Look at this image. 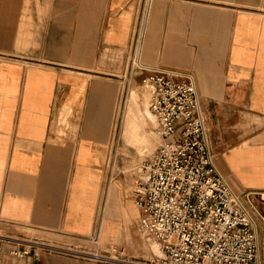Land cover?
I'll use <instances>...</instances> for the list:
<instances>
[{
    "label": "crops",
    "instance_id": "obj_1",
    "mask_svg": "<svg viewBox=\"0 0 264 264\" xmlns=\"http://www.w3.org/2000/svg\"><path fill=\"white\" fill-rule=\"evenodd\" d=\"M144 1L0 0V235L44 245L15 257L3 243L0 264H120L67 250L93 242L100 209L98 246L148 258L134 189L104 180L101 147L138 144L125 106L150 69L191 74L217 170L264 190V0ZM102 68L123 71L112 88Z\"/></svg>",
    "mask_w": 264,
    "mask_h": 264
},
{
    "label": "built area",
    "instance_id": "obj_2",
    "mask_svg": "<svg viewBox=\"0 0 264 264\" xmlns=\"http://www.w3.org/2000/svg\"><path fill=\"white\" fill-rule=\"evenodd\" d=\"M150 70L142 84L150 91L149 110L162 144L150 154L134 190L138 232L154 247L149 262L255 264L264 247V190L235 192L217 170L191 74ZM168 137L174 140L166 142ZM98 224L99 213L95 235ZM5 240L0 235V252ZM8 244L15 257L44 247L34 241L20 249Z\"/></svg>",
    "mask_w": 264,
    "mask_h": 264
},
{
    "label": "rangeland",
    "instance_id": "obj_3",
    "mask_svg": "<svg viewBox=\"0 0 264 264\" xmlns=\"http://www.w3.org/2000/svg\"><path fill=\"white\" fill-rule=\"evenodd\" d=\"M146 1H144V9L146 7ZM137 37V36H136ZM135 41V42H134ZM138 40L136 38H134L133 43H136ZM138 43V42H137ZM11 51V50H9ZM98 50H96L97 52ZM134 50H126V55H125V60L124 63L127 62L129 64V58L131 57V55L134 53ZM10 57V56H8ZM100 57V55H99ZM12 58V56H11ZM120 60V59H119ZM9 61V60H8ZM101 61H103L101 59ZM103 69V68H102ZM113 73L121 76V74L123 73V71H113L111 70ZM110 70L107 69H103V71L100 72V76H101V80L102 82L109 88H112L110 86L111 80L110 77H112L111 75H108V73H111ZM119 79V78H118ZM121 80H124L125 78H120ZM119 82V83H118ZM117 85H115V87L118 88V86L123 85V81H118ZM122 87V86H121ZM144 91V89L142 88V91L139 89H136V92L138 94L142 93ZM132 95L129 94L128 99H127V103H126V111L128 110H132V112L137 113L139 112V110H141V103H137V100L135 103H131L129 100L131 99ZM139 96V95H137ZM136 99H138V97H136ZM135 104V105H133ZM149 103L147 102V105ZM133 106V107H132ZM124 118V116H123ZM123 125V123H122ZM133 126H138L140 127L141 130V134L138 137V141L135 144H139L141 143L143 145L142 148L139 147V145H128V144H124V146H120V148H118L117 150V154L110 150L108 151V147H101V149H103L104 152V156H103V160H101V170L104 173V180H107L109 178L114 179V180H118L119 182L121 181L122 183H126L125 185V189L129 192L130 190L132 191V187L133 184H138L139 183V176L143 175L144 172V166L146 164V161L148 160L150 154H152V152L160 146V136L155 135L154 132L152 131V125L150 124V122H148L147 120L144 122V126L141 127L140 124L137 123H133L131 124ZM122 130V129H121ZM146 133H151L149 136H146ZM145 136V138L143 139L142 136ZM129 137V136H127ZM153 137V139H152ZM149 139H152V141L154 142L152 145H150L149 143ZM148 140V142H147ZM174 140V138L172 137H168L165 139L166 142L172 141ZM144 142V144H143ZM115 153V154H114ZM112 161L114 162V165L112 163ZM118 181L117 184H120ZM24 230H26V232H28L31 236L30 238H32L35 234H37L36 232H34L33 230L29 229V228H24ZM139 237H141V235H139L137 238L139 239ZM140 240V239H139ZM143 241V240H142ZM80 244H84L85 247L81 246L79 248H70L67 247L69 249H74L76 251H80V252H75L73 250H69L72 251L73 253L83 256L85 258H90L93 259L94 257L91 254H96L99 256H104V257H108L109 254L106 253H100L98 251V249H102L105 250V252H111V254H115L117 257L120 258V256H122V259L128 260V261H136L139 263H143L142 261V257L137 253V250L135 249V247L132 246L131 252L128 253H124L123 250H120V252H123V255L119 254L118 248L117 251H115L116 249L113 247L107 248L105 249L103 246H98L96 243L94 242H86V241H80L78 242ZM145 246V249H147L145 243H143ZM147 251L149 252V250L147 249ZM90 253V254H87ZM146 257H149V253ZM148 259V258H147ZM109 261H113V260H109ZM117 262V261H116ZM122 264V263H120ZM127 264V263H125Z\"/></svg>",
    "mask_w": 264,
    "mask_h": 264
},
{
    "label": "bare ground",
    "instance_id": "obj_4",
    "mask_svg": "<svg viewBox=\"0 0 264 264\" xmlns=\"http://www.w3.org/2000/svg\"><path fill=\"white\" fill-rule=\"evenodd\" d=\"M142 84V83H141ZM142 87L145 88L144 91L141 93V94H137L136 91H134L133 89L130 91L131 93V103H135L136 100H137V103H138V100H139V103H141V110H139V116H140V119L142 120V122L144 123L146 120H148V122H150V124L152 125V131L154 132H157L160 136V140H161V144H162V136H161V132L158 128V125L155 121V118L153 117V115L151 114L150 110H149V104L147 105V102L149 103L150 102V91L148 90V88L146 86H144L142 84ZM137 95H139L138 99H136ZM135 105V104H133ZM133 107V106H132ZM131 113V112H130ZM129 113V114H130ZM138 116V115H137ZM133 117V116H132ZM137 118V117H136ZM135 118V119H136ZM132 120V119H131ZM140 120V121H141ZM151 134V133H150ZM160 144V145H161ZM141 176H139L140 178ZM133 189L134 190H139L137 186H135V184H133ZM137 210H138V218H139V209L138 207L136 206ZM101 222H102V211L100 209L99 211V224H98V229H97V233L96 235H94V238L92 239V241L94 243H99V239H100V233H101ZM140 234V233H139ZM142 238V236H141ZM142 240L144 241V243L146 244L148 250H149V257L148 259H146L145 261H143V263H139V262H136V261H128V260H125V259H122L120 256L117 257L114 253L113 254H109V252H107V254H109L108 258L110 260H115V261H121V262H126L128 264H151L149 261H152L153 259V254L155 253L154 252V247H153V243L150 241V240H146L144 238H142ZM98 245V244H97ZM116 251V250H115ZM111 253V252H110ZM87 254H90V253H87ZM95 259V260H106V259H103L101 257H104V256H99V255H96V254H91ZM153 264V263H152Z\"/></svg>",
    "mask_w": 264,
    "mask_h": 264
}]
</instances>
